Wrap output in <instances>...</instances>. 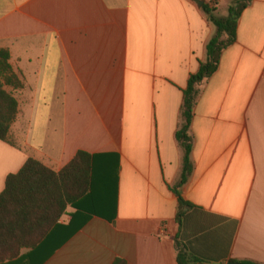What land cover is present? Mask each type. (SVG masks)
Wrapping results in <instances>:
<instances>
[{
  "label": "crops",
  "instance_id": "1",
  "mask_svg": "<svg viewBox=\"0 0 264 264\" xmlns=\"http://www.w3.org/2000/svg\"><path fill=\"white\" fill-rule=\"evenodd\" d=\"M198 1L217 12L235 0ZM203 6L0 0V49L22 84L0 195L30 159L59 173L81 152L101 157L82 202L94 214L69 208L37 250L0 264H179L177 242L188 264H264V0L201 86L180 189L193 208L177 222L183 90L217 35Z\"/></svg>",
  "mask_w": 264,
  "mask_h": 264
},
{
  "label": "trees",
  "instance_id": "2",
  "mask_svg": "<svg viewBox=\"0 0 264 264\" xmlns=\"http://www.w3.org/2000/svg\"><path fill=\"white\" fill-rule=\"evenodd\" d=\"M252 2L235 0L227 18H218L215 9L203 6L209 22L217 28V35L207 46V60L200 63L198 72L190 76L188 86L183 90L182 124L176 138L184 150V162L181 179L173 188L179 197L177 222L180 226L186 210L193 208L182 198L180 189L187 184L194 170V139L190 131L201 86L218 72L223 53L237 42L240 19ZM21 87L11 65L10 52L0 49V140L3 142H10V131L19 114V102L10 89L16 91ZM99 158L81 152L59 173L30 159L18 174L8 177L6 189L0 195V263L17 260L25 250H37L69 208L76 209L77 214H94L82 202L93 199ZM177 248L179 264H188L178 242Z\"/></svg>",
  "mask_w": 264,
  "mask_h": 264
},
{
  "label": "rangeland",
  "instance_id": "3",
  "mask_svg": "<svg viewBox=\"0 0 264 264\" xmlns=\"http://www.w3.org/2000/svg\"><path fill=\"white\" fill-rule=\"evenodd\" d=\"M232 5V4H231ZM231 5L229 6H226V5H222L219 10L216 12V16L218 18H225V17H228L229 16V10H230V7Z\"/></svg>",
  "mask_w": 264,
  "mask_h": 264
},
{
  "label": "water",
  "instance_id": "4",
  "mask_svg": "<svg viewBox=\"0 0 264 264\" xmlns=\"http://www.w3.org/2000/svg\"><path fill=\"white\" fill-rule=\"evenodd\" d=\"M197 3L199 5V7H202L204 5V1H198L197 0ZM233 264H241V263H233Z\"/></svg>",
  "mask_w": 264,
  "mask_h": 264
}]
</instances>
